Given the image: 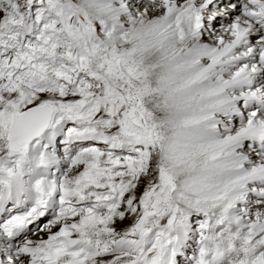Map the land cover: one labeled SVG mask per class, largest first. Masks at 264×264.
<instances>
[{
    "label": "snow or ice",
    "instance_id": "1",
    "mask_svg": "<svg viewBox=\"0 0 264 264\" xmlns=\"http://www.w3.org/2000/svg\"><path fill=\"white\" fill-rule=\"evenodd\" d=\"M0 264H264V0H0Z\"/></svg>",
    "mask_w": 264,
    "mask_h": 264
}]
</instances>
